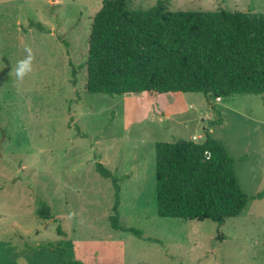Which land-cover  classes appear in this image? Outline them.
<instances>
[{"label":"rangeland","instance_id":"1","mask_svg":"<svg viewBox=\"0 0 264 264\" xmlns=\"http://www.w3.org/2000/svg\"><path fill=\"white\" fill-rule=\"evenodd\" d=\"M102 1L0 0V264H59L63 252L83 264H264V197L255 198L264 189V94L209 104L200 92H88V38ZM163 1L264 13V0ZM27 50L32 71L17 79ZM205 131L234 158L245 208L221 225L158 216L156 142L202 143ZM97 162L118 178L121 225L140 234L111 227L115 188ZM42 203L52 219L38 217Z\"/></svg>","mask_w":264,"mask_h":264},{"label":"trees","instance_id":"2","mask_svg":"<svg viewBox=\"0 0 264 264\" xmlns=\"http://www.w3.org/2000/svg\"><path fill=\"white\" fill-rule=\"evenodd\" d=\"M42 29L40 23L30 22ZM86 90L92 93L200 92L210 104L232 94H264V13L216 10H171L160 0L147 9H130L127 0H103L88 38ZM96 171L111 179L115 204L110 225L120 223L118 178L104 164ZM156 206L160 217L219 225L238 216L249 197L235 173L225 145L205 140L174 139L155 144ZM264 197V189L255 198ZM39 218L52 219L42 203ZM58 234H63L60 223ZM59 264H83L67 260Z\"/></svg>","mask_w":264,"mask_h":264},{"label":"clouds","instance_id":"3","mask_svg":"<svg viewBox=\"0 0 264 264\" xmlns=\"http://www.w3.org/2000/svg\"><path fill=\"white\" fill-rule=\"evenodd\" d=\"M27 51L29 54L24 59L17 61V65L15 68V74L17 79H23L26 74L32 71L33 57L31 55V51Z\"/></svg>","mask_w":264,"mask_h":264}]
</instances>
